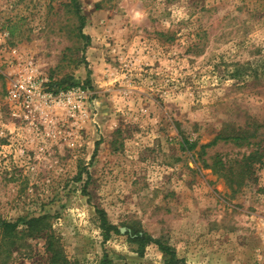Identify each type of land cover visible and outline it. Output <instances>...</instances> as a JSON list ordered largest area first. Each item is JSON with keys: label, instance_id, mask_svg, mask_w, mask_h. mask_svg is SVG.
Instances as JSON below:
<instances>
[{"label": "rangeland", "instance_id": "1", "mask_svg": "<svg viewBox=\"0 0 264 264\" xmlns=\"http://www.w3.org/2000/svg\"><path fill=\"white\" fill-rule=\"evenodd\" d=\"M36 217L0 264H264V0H0V220Z\"/></svg>", "mask_w": 264, "mask_h": 264}, {"label": "trees", "instance_id": "2", "mask_svg": "<svg viewBox=\"0 0 264 264\" xmlns=\"http://www.w3.org/2000/svg\"><path fill=\"white\" fill-rule=\"evenodd\" d=\"M232 138V139H239L238 135L234 136H226L224 138ZM184 144L187 143L186 141L183 142ZM191 147V146H189ZM99 214V220H100V228L103 231L104 238L107 239L109 233L111 231L119 232L118 229L115 228V226L110 225L107 222V219L105 218V214L101 210H97ZM45 222V217H36V218H29L24 220L23 227L18 228L19 224L18 222H7L5 220H0V241L10 240L11 245L15 242L16 238L20 236V239L25 236H32L33 234H42L43 230V224ZM45 226V225H44ZM149 236L140 233L136 234L134 238H132V241H138L140 245H143L146 242L152 241L158 245L160 250L166 255V263L165 264H184L183 260L177 258L172 250L165 245L164 243L160 242L159 240H151ZM5 242V241H4ZM3 244L0 243V247H2ZM7 246H10L7 245ZM46 252H47V263L48 264H71L70 261L66 258V256L62 252V248L59 245L57 239L53 235H47L46 236ZM9 249H6V251H3L2 257L6 256L7 258L10 256ZM138 253H141V250H137ZM6 262H3L2 264H5ZM101 264H110V261L107 259L106 255L103 257Z\"/></svg>", "mask_w": 264, "mask_h": 264}, {"label": "built area", "instance_id": "3", "mask_svg": "<svg viewBox=\"0 0 264 264\" xmlns=\"http://www.w3.org/2000/svg\"><path fill=\"white\" fill-rule=\"evenodd\" d=\"M25 72L11 80L9 96L25 108L43 103L50 96L47 90L43 89L45 80Z\"/></svg>", "mask_w": 264, "mask_h": 264}]
</instances>
